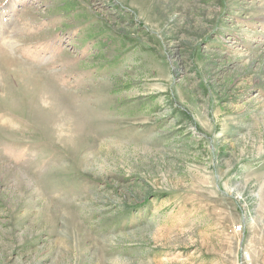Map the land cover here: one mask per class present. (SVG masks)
<instances>
[{
  "label": "rangeland",
  "instance_id": "obj_1",
  "mask_svg": "<svg viewBox=\"0 0 264 264\" xmlns=\"http://www.w3.org/2000/svg\"><path fill=\"white\" fill-rule=\"evenodd\" d=\"M0 264H264V0H0Z\"/></svg>",
  "mask_w": 264,
  "mask_h": 264
},
{
  "label": "bare ground",
  "instance_id": "obj_2",
  "mask_svg": "<svg viewBox=\"0 0 264 264\" xmlns=\"http://www.w3.org/2000/svg\"><path fill=\"white\" fill-rule=\"evenodd\" d=\"M3 56L4 58H7L5 55ZM6 60L7 61H2L4 62L5 66H13L12 64L15 63L13 60H10L9 62L8 59ZM11 75L14 76L13 78L17 83L16 86L18 90L24 87L27 89V92H31L30 95L32 101L35 99L34 102H36L39 106L44 104L43 107L39 108L41 111L50 114L55 113L57 110L63 108L62 100L57 98L55 92L50 87H48L42 79H39L40 75L36 76L30 74V72L28 73V71L22 72L21 70H17L16 72L13 71Z\"/></svg>",
  "mask_w": 264,
  "mask_h": 264
}]
</instances>
